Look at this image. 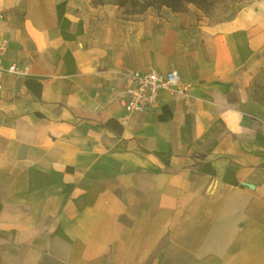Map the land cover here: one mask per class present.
Returning <instances> with one entry per match:
<instances>
[{
    "label": "crops",
    "instance_id": "1",
    "mask_svg": "<svg viewBox=\"0 0 264 264\" xmlns=\"http://www.w3.org/2000/svg\"><path fill=\"white\" fill-rule=\"evenodd\" d=\"M150 9L0 0L30 66L0 92V264H264V0L204 43ZM134 69L179 71L192 110L126 114Z\"/></svg>",
    "mask_w": 264,
    "mask_h": 264
},
{
    "label": "built area",
    "instance_id": "2",
    "mask_svg": "<svg viewBox=\"0 0 264 264\" xmlns=\"http://www.w3.org/2000/svg\"><path fill=\"white\" fill-rule=\"evenodd\" d=\"M8 42L0 41V92L3 91L8 77L24 78L29 75L30 66L26 62L8 58ZM121 91L117 99L126 114L151 111L158 106L163 91L180 99L188 111L192 110L189 89L181 81L177 70H139L134 69L122 76Z\"/></svg>",
    "mask_w": 264,
    "mask_h": 264
},
{
    "label": "rangeland",
    "instance_id": "3",
    "mask_svg": "<svg viewBox=\"0 0 264 264\" xmlns=\"http://www.w3.org/2000/svg\"><path fill=\"white\" fill-rule=\"evenodd\" d=\"M95 1H107V2H117L119 0H95ZM121 1V0H120ZM143 1V0H138ZM250 0H218L216 5L209 10L208 17L206 14L202 13L201 11L197 10L193 5L189 6V9L182 13H175L182 16L180 25L184 28H189L191 32V38L196 36L198 43H204L202 38V26L204 22H208L209 24L216 23L220 20L226 19L229 16L233 15L238 7L244 6ZM125 13L126 14H142L147 9L142 10V5H132L131 0H125ZM149 13L157 14V15H169L172 12L170 9H164L163 7L157 9L153 8L150 9ZM188 32V30H187ZM2 40V39H1ZM0 40V41H1Z\"/></svg>",
    "mask_w": 264,
    "mask_h": 264
},
{
    "label": "trees",
    "instance_id": "4",
    "mask_svg": "<svg viewBox=\"0 0 264 264\" xmlns=\"http://www.w3.org/2000/svg\"><path fill=\"white\" fill-rule=\"evenodd\" d=\"M217 1L218 0H143L140 2L138 0H131V3L132 5H142V10H145L149 7H153L157 9L161 7H167L174 13L185 12L189 9L190 5H193L197 10L201 11L202 13L210 17L209 10L216 5ZM114 3L122 6L125 4V0H121V1L119 0ZM240 8L241 7H238L233 15L229 16L226 19L220 20V21L231 19L232 17L235 16V14L239 11ZM26 84H28V86L32 88V86L30 85V80H26Z\"/></svg>",
    "mask_w": 264,
    "mask_h": 264
}]
</instances>
